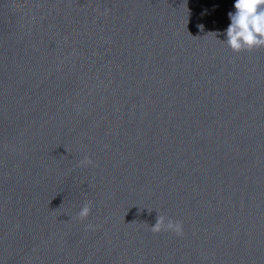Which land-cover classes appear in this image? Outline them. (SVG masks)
<instances>
[{
  "label": "water",
  "instance_id": "obj_1",
  "mask_svg": "<svg viewBox=\"0 0 264 264\" xmlns=\"http://www.w3.org/2000/svg\"><path fill=\"white\" fill-rule=\"evenodd\" d=\"M234 4L0 0V264H264V47L226 44Z\"/></svg>",
  "mask_w": 264,
  "mask_h": 264
},
{
  "label": "clouds",
  "instance_id": "obj_2",
  "mask_svg": "<svg viewBox=\"0 0 264 264\" xmlns=\"http://www.w3.org/2000/svg\"><path fill=\"white\" fill-rule=\"evenodd\" d=\"M235 12L229 13L231 23L226 30V44L234 52L251 51L264 47V0H235ZM109 10H105V15ZM91 158L85 156L79 162L80 166L92 165ZM91 208L85 203L77 213V218L84 220L90 214ZM85 230L95 231V226L88 224ZM153 233L168 231L176 236L183 235V222L158 215L156 223L151 226Z\"/></svg>",
  "mask_w": 264,
  "mask_h": 264
}]
</instances>
